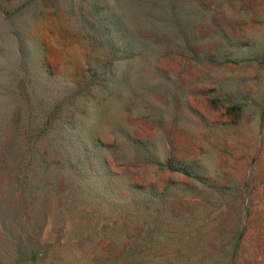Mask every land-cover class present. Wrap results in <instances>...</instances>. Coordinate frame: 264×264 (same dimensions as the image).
<instances>
[{
    "label": "rangeland",
    "instance_id": "1",
    "mask_svg": "<svg viewBox=\"0 0 264 264\" xmlns=\"http://www.w3.org/2000/svg\"><path fill=\"white\" fill-rule=\"evenodd\" d=\"M0 264H264V0H0Z\"/></svg>",
    "mask_w": 264,
    "mask_h": 264
}]
</instances>
